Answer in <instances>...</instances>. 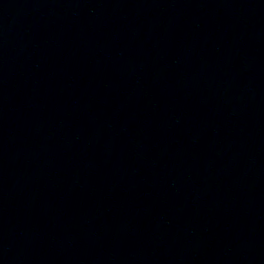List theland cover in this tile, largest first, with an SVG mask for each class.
<instances>
[{
  "label": "water",
  "instance_id": "obj_1",
  "mask_svg": "<svg viewBox=\"0 0 264 264\" xmlns=\"http://www.w3.org/2000/svg\"><path fill=\"white\" fill-rule=\"evenodd\" d=\"M0 264H264V0H0Z\"/></svg>",
  "mask_w": 264,
  "mask_h": 264
}]
</instances>
